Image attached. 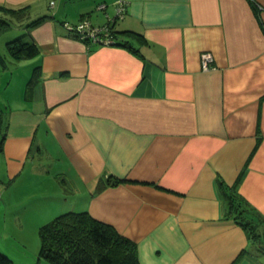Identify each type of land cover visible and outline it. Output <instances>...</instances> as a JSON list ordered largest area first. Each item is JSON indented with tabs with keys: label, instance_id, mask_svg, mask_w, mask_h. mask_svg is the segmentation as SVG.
<instances>
[{
	"label": "crops",
	"instance_id": "obj_1",
	"mask_svg": "<svg viewBox=\"0 0 264 264\" xmlns=\"http://www.w3.org/2000/svg\"><path fill=\"white\" fill-rule=\"evenodd\" d=\"M117 1L126 4L113 24L118 45L88 50L62 27L104 25ZM0 8L20 10L0 17L40 53L18 62L37 68L32 83L33 70L0 93V243L20 227L7 211L26 188L57 208L52 219L87 212L115 228L139 264H264V0ZM203 53L214 70L201 69ZM220 181L259 218L257 241L225 217Z\"/></svg>",
	"mask_w": 264,
	"mask_h": 264
},
{
	"label": "trees",
	"instance_id": "obj_2",
	"mask_svg": "<svg viewBox=\"0 0 264 264\" xmlns=\"http://www.w3.org/2000/svg\"><path fill=\"white\" fill-rule=\"evenodd\" d=\"M0 13L7 16H19L20 10L0 8ZM117 20L113 18L102 25L110 28L114 40L112 45H118L116 32L113 30V24ZM9 26L12 27L9 21L0 17V32ZM79 41L89 46L88 50L93 46L89 45L86 39ZM5 47L9 58L16 62L33 60L40 54L34 40L27 33L6 42ZM36 71L37 68L33 70V78L29 80V85L32 83ZM3 125L4 113L1 112L0 153L3 151L5 141ZM119 182L120 180L113 179L108 180L107 184L114 186ZM219 187L228 201L225 217H231L232 221L242 227L252 240L257 241L260 237L259 218L254 219L252 216L248 218L247 214L251 211L246 203L221 181ZM38 236L39 258L51 264H139L135 243L119 234L112 226L95 220L87 212L59 214L39 227ZM0 264L13 263L0 252Z\"/></svg>",
	"mask_w": 264,
	"mask_h": 264
},
{
	"label": "rangeland",
	"instance_id": "obj_3",
	"mask_svg": "<svg viewBox=\"0 0 264 264\" xmlns=\"http://www.w3.org/2000/svg\"><path fill=\"white\" fill-rule=\"evenodd\" d=\"M16 30L17 28L9 26L0 32V93L4 91L6 84L10 80L21 82V80L25 79L24 81L27 83L33 70V66L28 65L29 63L19 64L8 56L5 43L22 35ZM25 189L21 191L22 195L20 197L17 196L12 201L14 204L10 202L11 208L7 211V215L11 219L13 217L22 218L20 227L9 226L10 236L2 238L0 252L5 254L13 264H51L39 258L40 242L38 230L41 225L51 221L58 210H56L57 208L53 210H48L46 207L43 208L39 204V202H42L39 197L41 195L38 192L34 194L24 192ZM36 204L40 208H36ZM52 204H54V201H52ZM14 221L16 222V220ZM12 223L14 225V222Z\"/></svg>",
	"mask_w": 264,
	"mask_h": 264
},
{
	"label": "built area",
	"instance_id": "obj_4",
	"mask_svg": "<svg viewBox=\"0 0 264 264\" xmlns=\"http://www.w3.org/2000/svg\"><path fill=\"white\" fill-rule=\"evenodd\" d=\"M115 6V16L116 19H122L126 12V4L123 1H117ZM103 6L99 7L102 9ZM113 18H109L111 21ZM62 27L64 30L72 35L73 37L84 40L86 39L89 45L98 46H111L113 44V38L110 32V28L102 25H94L83 20L78 24L63 23ZM201 69L203 71H210L215 69L214 60L211 54L203 53L200 57Z\"/></svg>",
	"mask_w": 264,
	"mask_h": 264
}]
</instances>
